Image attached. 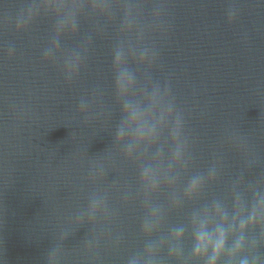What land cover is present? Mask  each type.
<instances>
[{"label": "water", "instance_id": "obj_1", "mask_svg": "<svg viewBox=\"0 0 264 264\" xmlns=\"http://www.w3.org/2000/svg\"><path fill=\"white\" fill-rule=\"evenodd\" d=\"M0 264H264V0H0Z\"/></svg>", "mask_w": 264, "mask_h": 264}, {"label": "clouds", "instance_id": "obj_2", "mask_svg": "<svg viewBox=\"0 0 264 264\" xmlns=\"http://www.w3.org/2000/svg\"><path fill=\"white\" fill-rule=\"evenodd\" d=\"M201 239H203V235L201 236ZM222 247H223V237L221 236V238H219L215 242V245H214L215 252L218 254L219 251L222 249Z\"/></svg>", "mask_w": 264, "mask_h": 264}]
</instances>
